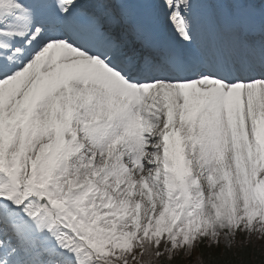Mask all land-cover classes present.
Wrapping results in <instances>:
<instances>
[{
  "label": "snow or ice",
  "instance_id": "1",
  "mask_svg": "<svg viewBox=\"0 0 264 264\" xmlns=\"http://www.w3.org/2000/svg\"><path fill=\"white\" fill-rule=\"evenodd\" d=\"M0 264H264V0H0Z\"/></svg>",
  "mask_w": 264,
  "mask_h": 264
}]
</instances>
